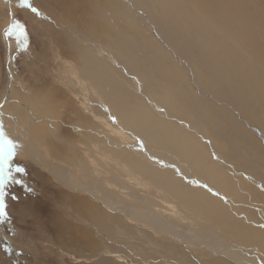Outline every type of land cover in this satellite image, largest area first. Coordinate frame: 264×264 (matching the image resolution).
I'll list each match as a JSON object with an SVG mask.
<instances>
[{"label":"bare ground","instance_id":"1","mask_svg":"<svg viewBox=\"0 0 264 264\" xmlns=\"http://www.w3.org/2000/svg\"><path fill=\"white\" fill-rule=\"evenodd\" d=\"M143 1L151 11H140V20L152 23L168 45H174L184 53L196 82L194 54H199L198 50H191L177 41L169 28L155 23V18L164 19L163 13L174 11V0ZM135 4L141 3L118 0L113 4V10L118 13L113 19L120 22L128 14L121 8ZM202 18H193L187 29L195 31L196 36L203 40L209 39L202 44L204 54L210 52V40L223 44L226 50L230 49L227 40L220 36L212 38L207 33ZM146 29L145 24L120 23L115 35L109 36L106 43L93 41L87 36L75 38L74 42L86 45L80 55L81 74L74 63L64 59L57 48L54 49V60L63 65L68 82L64 89L71 95L65 108L69 116L81 114L80 121L89 128V134L86 133L88 129H83L74 120L66 122L62 132L67 133L71 141L60 142L59 147L67 162L51 166L40 161L61 186L62 194L67 195L68 211L76 217L69 222L63 217L50 216V223L55 221L51 225L55 233L48 236V242L59 247L61 258L68 256L77 264H162L163 257H155L146 250L137 255L128 240L119 236L131 230L126 219L133 218L138 227L147 225L156 236L159 234L163 240H170H156L157 247L166 254L164 264H264V224L255 213L257 208H261L264 216V125L259 126L260 131L258 128L255 130V135L252 133L254 128L247 130L264 120V71L253 76L252 66L247 63L232 76L223 78L218 94L220 98L215 97L219 101L217 105L226 102L240 110L243 117L237 116L241 121L229 117L230 121L223 124L215 119L214 136L223 152H217L210 142L211 146H207L209 155H199L195 152V143L176 133L170 125L166 126L163 120L155 117L151 108L162 109L172 119L181 117L188 128L206 138L202 129L205 123L192 122L198 113L195 109L202 111L205 103L199 97L189 95L185 86L180 87V97L170 100L162 91L154 97L151 88L135 82L133 70L145 73L150 61L158 64L162 74L178 77L164 56L167 51L149 40ZM66 30L76 36L71 26ZM233 47V60L242 65L247 57L236 52L237 49L243 53L238 46ZM227 65L232 67L231 62ZM115 78L117 83L118 78L135 83L144 98L137 97L127 88L119 91ZM206 85L203 83L204 88ZM207 87L212 90L211 85ZM238 103L246 104L245 110L238 107ZM62 110L56 109L55 112L63 114L65 111ZM224 126L226 130L222 131ZM46 139L52 141L49 135ZM45 146L46 155L50 145L45 141ZM190 148L193 153H190ZM81 155L90 159L91 167L83 162ZM146 182L186 203H194L200 208L207 206L211 214V208L218 207L214 201L220 202L224 210H219V216L224 221L216 215L213 220L209 213L201 214L204 220L215 223L213 230L216 233L208 230L202 223H194L193 219L176 211L175 206L167 204L162 207L161 200L141 196L137 187L143 188ZM252 187L254 191L248 190ZM130 191L133 193L129 194ZM220 193L227 194L234 202L225 198L221 202L217 199L221 197ZM208 197L214 201L209 203ZM250 205L254 206L251 210ZM238 213L252 214L242 219L243 222L253 221L254 227L250 231L234 225L239 220ZM83 229H91L87 243L77 240ZM102 232L108 234L100 239L101 245H106L104 253L84 252L97 245L96 235ZM84 246L88 247L84 249ZM172 246L180 251H173Z\"/></svg>","mask_w":264,"mask_h":264},{"label":"rangeland","instance_id":"2","mask_svg":"<svg viewBox=\"0 0 264 264\" xmlns=\"http://www.w3.org/2000/svg\"><path fill=\"white\" fill-rule=\"evenodd\" d=\"M137 1L141 4L121 8L128 14L119 22L113 19L118 14L113 10V4H117L118 0H29L31 7L38 10L37 13H33L30 7L23 6L21 0H0V131H3L8 139L14 140L18 146L11 159V166L22 167L25 170L24 172L13 171L14 180H20L22 183L8 181L4 187V200L9 218L0 222V264H77L68 256L61 258L59 247L48 242V236L55 233V229L51 226L55 221L51 224L50 216L63 217L69 222L76 220V217L71 216V212L68 211L67 195L62 194L61 186L40 161L51 166L67 162L60 154L62 150L59 147L60 142L71 141L68 134L62 132L66 122L74 120L83 129H88L86 133L89 134V128L80 121L81 114L69 116L65 108L71 95L64 89L68 82L63 65L54 60L55 48L64 59L74 63L81 74L80 55L85 51L86 45L74 42L75 38L87 36L93 41L106 43L109 36L115 35L120 23L145 24L147 27L145 33L149 40L158 43L167 51L164 56L168 58L178 77L162 74L158 64L150 61L145 73L133 70L135 82L142 87L151 88L154 97L162 91L170 100L173 97L178 98L182 95L181 86L188 89L189 95L199 97L205 103V107L201 109L202 111L195 109L198 113L193 116L192 122L205 123L202 129L206 138H202L194 129L188 128L181 121V117L177 118L179 120L169 118L162 109L152 106L155 117L163 120L166 126L170 125L176 133L187 137L189 142L195 143V152L207 156L209 155L207 146L210 142L217 152H223V147L214 136L216 127L213 121L217 119L220 124H223L230 121L229 117L241 121L237 118V116L243 117L240 110L226 102L217 105L219 101H216L215 97L220 98L218 94L223 78L232 76L240 69V66H246L249 63L252 66L253 76L264 71V0H174L172 13H163L164 19L155 18V23L169 28L177 41L191 50L193 48L198 50L199 54H194V68L198 77L196 82L185 61L184 53L176 49L174 45H168L163 34L158 33L152 23L149 21L143 23L140 20V11L150 13L151 10L150 7L147 8L143 0ZM196 16L203 17L204 26L207 27V33L212 38L218 39L220 36L228 41L227 45L231 48L226 50L223 44L210 40V52L204 54L202 44L209 39L203 40L196 36L195 31L187 29ZM13 21L25 26L29 42L26 50L19 48L15 34L6 35ZM69 26L73 28L76 36L66 30ZM232 44L243 51L242 53L236 49V52L247 57L242 65L233 60L235 49ZM228 62L232 63V67L227 65ZM127 66L131 69L130 64L127 63ZM115 80L119 91L127 88L137 97L144 98L135 83L130 84L123 78H118V83L116 78ZM203 83L211 85L212 90L207 85L204 88ZM200 88L202 90L199 93L197 90ZM259 88L262 89L261 86ZM7 98L10 100H6ZM50 102L60 104L53 105ZM56 106L59 108H55ZM237 106L242 110L246 108V104L238 103ZM56 109H64L62 111L67 113L55 112ZM261 125H264V120L253 127H248L247 130L254 128L252 133L255 135V130ZM225 130L224 126L222 131ZM48 135L52 141L46 139ZM45 141L48 146L50 145L46 155L44 154ZM193 152L190 148V153ZM80 158L91 167L89 158L85 155H81ZM206 165L207 162L203 168ZM137 190L144 198L161 200L162 207L167 204L170 207L175 206L176 211L181 212L183 216L190 217L194 223H202L208 230L215 233L216 231L213 230L215 223L204 220L200 215L209 213L213 220L216 215L224 221L219 216V210H224V207L211 197H208V202L214 201L218 206L211 208L214 215L209 212L207 206L200 208L194 203H186L155 189L147 182L144 183L143 188L137 187ZM248 190L254 191L253 187ZM132 193L133 191L129 192V194ZM74 195L78 194L74 193ZM220 195L221 197L217 199L221 202L224 198L226 201L234 202L227 194L220 193ZM249 207L251 210L254 206ZM255 213L257 219L264 224L262 209L257 208ZM248 216L252 214L238 213L239 220L234 225L244 231H250L254 227L253 221H242ZM133 220V218L126 219L131 230L122 232L119 236L128 240L131 249L137 255H140L141 250H146L148 254L152 253L155 257H166L156 244V240H163L161 235L156 236L147 225L138 227ZM191 220H189L190 223ZM89 232L91 229L81 230L77 240L87 243ZM107 235L105 232L96 235L97 245L84 252L103 254L106 245H101L100 239ZM43 236L47 237L45 239L47 241L43 239ZM163 241L170 240L166 238ZM165 244L171 246L168 243ZM87 247L84 246V249ZM171 248L173 251H180L175 246ZM182 249L185 250L186 247L183 246ZM199 256L202 257V255ZM135 258L140 259L137 256ZM163 258L162 264H164Z\"/></svg>","mask_w":264,"mask_h":264},{"label":"snow or ice","instance_id":"3","mask_svg":"<svg viewBox=\"0 0 264 264\" xmlns=\"http://www.w3.org/2000/svg\"><path fill=\"white\" fill-rule=\"evenodd\" d=\"M21 4L25 7H30L33 13H37L35 7H31L29 0H21ZM15 34L17 37V43L20 49L26 50L28 47V35L25 30V26L17 21L11 23L10 28L7 30L6 35ZM115 123V121L113 120ZM12 140L8 139L7 136L0 131V222L8 220V213L6 212V204L4 200L5 192L4 187L6 182L14 181L19 184L22 183L20 180H14L13 171L15 172H24V168L11 166V159L17 148Z\"/></svg>","mask_w":264,"mask_h":264}]
</instances>
